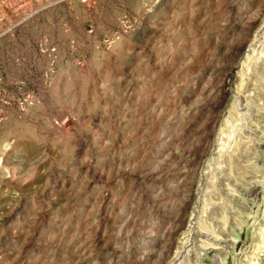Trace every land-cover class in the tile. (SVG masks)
<instances>
[{"label":"rangeland","instance_id":"obj_1","mask_svg":"<svg viewBox=\"0 0 264 264\" xmlns=\"http://www.w3.org/2000/svg\"><path fill=\"white\" fill-rule=\"evenodd\" d=\"M0 264H264V0H0Z\"/></svg>","mask_w":264,"mask_h":264},{"label":"bare ground","instance_id":"obj_2","mask_svg":"<svg viewBox=\"0 0 264 264\" xmlns=\"http://www.w3.org/2000/svg\"><path fill=\"white\" fill-rule=\"evenodd\" d=\"M189 250V249H188Z\"/></svg>","mask_w":264,"mask_h":264}]
</instances>
